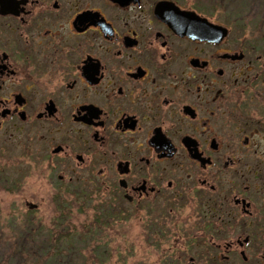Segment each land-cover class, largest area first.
<instances>
[{"label":"flooded vegetation","instance_id":"1","mask_svg":"<svg viewBox=\"0 0 264 264\" xmlns=\"http://www.w3.org/2000/svg\"><path fill=\"white\" fill-rule=\"evenodd\" d=\"M226 5L0 0V142L160 264H264V40Z\"/></svg>","mask_w":264,"mask_h":264},{"label":"rangeland","instance_id":"2","mask_svg":"<svg viewBox=\"0 0 264 264\" xmlns=\"http://www.w3.org/2000/svg\"><path fill=\"white\" fill-rule=\"evenodd\" d=\"M238 14L237 20L232 18L235 23L226 21L232 29L231 38L242 34L247 39L264 40V34L253 29V14L246 10ZM25 150L24 147L14 148L12 144L0 142V180H4L0 181V253L5 243L15 238V228L28 213H34L45 229H51L53 222L59 217V212L52 202L55 190L48 181L49 177L39 164L32 162ZM66 198L75 204L73 193L66 195ZM92 215V206L86 205L81 209L73 207L69 217L79 225L90 221ZM143 224L140 212H134L126 223L123 219L112 221L106 233L101 234L99 240L97 238L82 251L84 263L79 262V259L77 264H95V254L99 256V260L105 262L104 264H160L166 259L164 251L161 250L162 247L156 249L149 246L143 237ZM45 251L35 252L45 254ZM30 252L32 253L31 250ZM90 254L94 256L93 259ZM30 258L33 264H42V257L41 261L38 256Z\"/></svg>","mask_w":264,"mask_h":264},{"label":"trees","instance_id":"3","mask_svg":"<svg viewBox=\"0 0 264 264\" xmlns=\"http://www.w3.org/2000/svg\"><path fill=\"white\" fill-rule=\"evenodd\" d=\"M226 6L237 10L234 13L237 15L229 16L234 23L235 20L232 18L237 20L238 13H242L243 10L253 14L254 21L251 22L254 24L253 29L260 30L264 34V0H227ZM74 194L75 204L67 200L55 201L59 217L53 222L51 229H45L40 221L35 218L34 213L25 215L15 228V238L6 242L1 250L0 264H33L31 256L36 258L38 256L40 261L42 257V264H77L79 259V262L84 263L82 251L97 238L99 240V236L105 234L112 223L109 217L101 211L90 221L76 225L69 217L72 208L81 209L89 205L87 204L88 201L86 203L79 202V199L84 200L82 195L81 197L77 196V193ZM42 250H46L47 253H38ZM98 255L100 254L98 253ZM90 256L93 259L94 256L91 254ZM95 260V264L105 263L99 260V256L97 257L96 254Z\"/></svg>","mask_w":264,"mask_h":264},{"label":"water","instance_id":"4","mask_svg":"<svg viewBox=\"0 0 264 264\" xmlns=\"http://www.w3.org/2000/svg\"><path fill=\"white\" fill-rule=\"evenodd\" d=\"M192 34H194V36H199L201 34H204V35L207 36L208 32H207V30L205 28H198V29H195L194 32H192ZM226 34H227V31L222 29V32H221L220 36L224 37V36H226Z\"/></svg>","mask_w":264,"mask_h":264}]
</instances>
